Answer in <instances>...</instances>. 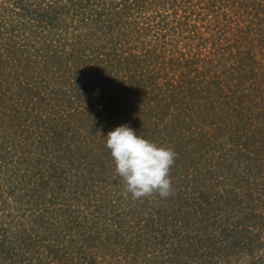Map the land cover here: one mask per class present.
I'll return each mask as SVG.
<instances>
[{
    "label": "trees",
    "instance_id": "16d2710c",
    "mask_svg": "<svg viewBox=\"0 0 264 264\" xmlns=\"http://www.w3.org/2000/svg\"><path fill=\"white\" fill-rule=\"evenodd\" d=\"M122 124L167 197L125 194ZM122 263L264 264V0H0V264Z\"/></svg>",
    "mask_w": 264,
    "mask_h": 264
},
{
    "label": "clouds",
    "instance_id": "9594fccd",
    "mask_svg": "<svg viewBox=\"0 0 264 264\" xmlns=\"http://www.w3.org/2000/svg\"><path fill=\"white\" fill-rule=\"evenodd\" d=\"M105 136L115 170L124 181L126 195L131 194L136 199L153 193L161 197L170 194L169 171L176 156L173 150L141 137L127 124L115 127Z\"/></svg>",
    "mask_w": 264,
    "mask_h": 264
},
{
    "label": "rangeland",
    "instance_id": "374dc122",
    "mask_svg": "<svg viewBox=\"0 0 264 264\" xmlns=\"http://www.w3.org/2000/svg\"><path fill=\"white\" fill-rule=\"evenodd\" d=\"M166 9H167V8H166ZM179 12H181V11H179ZM165 13H166V12H165V10H164V11H162L161 14H163V16H167V15H165ZM171 18H172V17H171ZM171 18H169V17L167 18V20H169V21H168L169 23H170V19H171ZM2 32L4 33V35H7V31H6V30H3ZM194 42H195V40L193 39V43H194ZM111 89H112V88H111V86H110V87L108 88L109 91L102 90L101 93H102V94L104 93L105 95H107L108 93L110 94L111 91H112ZM116 110H117V109H116ZM140 254H142V253H141V252L138 253V256H139ZM122 264H123V263H122ZM143 264H144V263H143Z\"/></svg>",
    "mask_w": 264,
    "mask_h": 264
}]
</instances>
